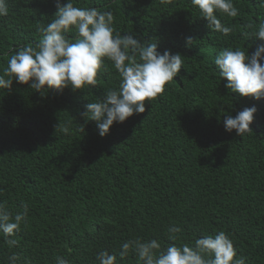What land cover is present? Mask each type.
<instances>
[{
  "label": "trees",
  "instance_id": "1",
  "mask_svg": "<svg viewBox=\"0 0 264 264\" xmlns=\"http://www.w3.org/2000/svg\"><path fill=\"white\" fill-rule=\"evenodd\" d=\"M234 3L240 14L222 18L234 27L224 37L207 27L191 0H77L78 7L112 11L121 35L155 42L161 54L179 53L184 65L163 94L145 101L144 113L114 123L103 138L82 113L118 85L110 65L83 91L37 93L15 80L0 90V202L13 214L29 206L18 245L9 249L0 236V264H9L13 252L19 264H55L57 257L99 264L101 250L117 254L118 264H137L134 255L120 260V244L141 237L167 247L173 225L182 229L177 243L225 231L246 264H264V98L232 93L214 65L223 48L251 55L264 45L241 35L264 19V9L256 0ZM7 4L0 70L16 49L38 43V24L57 11L55 0ZM250 107L257 109L251 132H226V116ZM67 122L70 135L56 131Z\"/></svg>",
  "mask_w": 264,
  "mask_h": 264
},
{
  "label": "clouds",
  "instance_id": "2",
  "mask_svg": "<svg viewBox=\"0 0 264 264\" xmlns=\"http://www.w3.org/2000/svg\"><path fill=\"white\" fill-rule=\"evenodd\" d=\"M264 9V0H256ZM200 16L207 21V27L215 33L228 37L233 26L223 22L224 17L236 18L240 10L234 0H191ZM57 11L47 25L38 24L39 41L27 44L14 51L7 58L6 66L0 70V90H9L15 80L28 85L37 93L49 89L70 88L83 91L96 86L98 75L109 71V65L118 76V85L105 91L102 99H95L86 105L82 113L86 121L96 122L98 134L105 137L114 123H123L134 114L145 112V101L151 102L165 91V85L174 80L184 65L179 53L157 51L155 42H144L132 34L121 35L114 26L112 11L95 7H78L77 0H55ZM9 14L7 0H0V17ZM75 33L70 36L69 33ZM241 35L264 41V19L243 27ZM191 43V38L187 39ZM264 45L257 47L251 55L243 48L226 47L218 52L214 65L218 76L226 80L225 88L241 97L264 98ZM255 107L245 108L235 117L224 119L226 132L235 130L243 137L250 133ZM83 132L84 128L80 127ZM56 131L70 135L71 123L59 124ZM22 213L13 214L4 202H0V236L9 249L15 248L16 238L22 226L27 225L29 206L23 205ZM182 229L173 225L167 229V247L157 239L144 240L133 237L120 244L119 258L123 260L134 255L137 264H246L239 257L230 234L218 231L194 240L192 244L177 243L182 240ZM20 256L13 252L9 264H19ZM99 264H118L117 254L101 250L96 255ZM31 264V261H26ZM55 264H69L63 257H57Z\"/></svg>",
  "mask_w": 264,
  "mask_h": 264
}]
</instances>
